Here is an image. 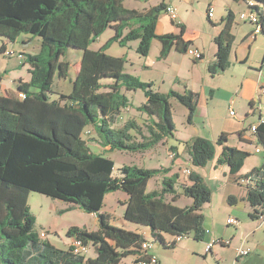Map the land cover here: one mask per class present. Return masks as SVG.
<instances>
[{"label": "trees", "instance_id": "trees-1", "mask_svg": "<svg viewBox=\"0 0 264 264\" xmlns=\"http://www.w3.org/2000/svg\"><path fill=\"white\" fill-rule=\"evenodd\" d=\"M123 1L0 0V40L14 42L27 34L38 37L41 46L39 53L26 55L30 80L17 81L15 95L0 96L1 264H120L129 256L134 258V264L150 263L153 255L142 249V243L149 242L144 235L111 225V215L102 212L105 197L117 191L127 196L126 202L120 204L124 208L123 219L139 229L146 228L152 239L150 244L155 242L171 250L179 243L176 237L192 235L194 241H201L206 233L200 210L210 202L211 191L196 172L189 171L188 184L179 185V173L170 174L172 160L171 166L158 169L125 165L115 175L113 161L93 153L87 142L92 139L110 152L147 151L173 137L170 99L188 110V123L196 110V93L186 89L183 93H158L152 84L124 72V58L105 53L112 43L122 47L139 40L137 52L145 56L151 40L156 39L161 46L159 59H166L171 50L187 54L192 45L190 40H184L182 24L178 25V34H156L158 18L165 13L163 3L138 11L125 8ZM233 1L244 2L256 14L259 34H264V0ZM207 20L213 25L208 17ZM234 21V14L227 10L220 22L221 30L213 38L216 51L208 66L212 77L229 67L235 41ZM108 28L114 29L115 34L99 50H89V44ZM67 48L82 51L79 69L70 92L56 93L53 78L57 75L65 79L68 74V63L60 60ZM0 53H5L4 45ZM122 89L142 91L145 102L136 110L147 117L145 134L133 120L114 128L122 111L130 106ZM258 97L263 98L264 110V96ZM253 125L256 127L251 131ZM89 127L94 137L86 134ZM250 131L264 148V121L252 124ZM132 132L141 140L137 141ZM226 142L227 135L221 133L215 142L194 137L183 144L192 168L204 167L219 147L217 165L226 166L234 181L246 182L245 200L251 208L248 216L259 220L264 217V162L244 175L239 174L250 153ZM168 149L177 158L176 146ZM158 176L160 189L147 192L148 182ZM32 192L96 216V231L73 226L66 233L68 238L92 245L94 259L85 260L82 255H74L70 247L57 249L39 239L34 232L35 217L28 206ZM181 196L191 199V205L177 207L174 203ZM164 235L172 239L166 241Z\"/></svg>", "mask_w": 264, "mask_h": 264}, {"label": "rangeland", "instance_id": "rangeland-1", "mask_svg": "<svg viewBox=\"0 0 264 264\" xmlns=\"http://www.w3.org/2000/svg\"><path fill=\"white\" fill-rule=\"evenodd\" d=\"M159 0H124L123 6L128 9L143 11L150 4H154ZM207 1H209L207 3ZM216 0H199L192 4H181L179 16L187 25L185 38L195 41L196 44L205 47L206 57L202 60H193L188 54H180L172 51L166 59H159L160 43L156 39L151 40L147 55L142 56L137 52L139 40L130 41L124 46H119L117 43H112L107 47L105 53L112 57L124 58L123 70L127 74L137 77L140 81L152 84V89L158 93H168L170 90L178 93H183L184 90H189L198 95L197 106L192 117L191 123L187 121L188 110L175 99H170L172 121L175 126L173 137L166 140L165 143H160L153 149L143 152H125V151H103L95 145L92 139L87 142L90 145L91 151L95 154L110 158L114 163V174H117V169L122 166H137L147 169H158L171 166L170 160L174 158L173 152L168 147L169 144L176 145L182 152L184 159L188 161V154L185 150L183 142L194 137H202L211 142H215L221 133L227 135L228 146L249 152L250 156L246 159L243 168L239 174L244 175L250 172L253 168L259 167L264 162V148L258 142L255 135L250 131V126L258 121L259 113L255 112L248 118H244L245 111L249 110V102L239 98L238 90L244 84L243 79L256 76L259 83L264 77V34L260 33L253 40L250 37L254 26L239 18L240 12H247L244 2L232 5L235 11V21L232 28L235 41L230 58V64L227 70L216 76H211L208 72V66L212 60L209 49H211L214 35H218L220 26L213 28L207 20V7H212L213 16L212 23H219L223 17L222 2L215 4ZM218 5V8H217ZM239 13V14H238ZM162 21L165 19H161ZM161 21V22H162ZM164 28L161 31L169 33L170 24L162 22ZM168 27H167V25ZM173 32L178 33L179 28L173 25ZM126 30L124 31V33ZM114 29H106L88 46L89 50H99L113 35ZM22 41L27 50V54H37L40 51V40L38 37L22 34ZM249 35V36H248ZM32 37L33 41L28 42L24 37ZM39 40V41H38ZM2 42L0 41V46ZM23 51V47H20ZM82 51L74 48H67L60 60L68 63V74L65 79H59L57 75L53 78V91L56 93H69L72 87L81 59ZM238 61L236 60V57ZM22 56L17 54H0V69L6 67L11 69L16 62L21 61ZM239 59H246L244 63H240ZM5 84L8 88L14 90L11 79H6ZM130 106L123 110L120 120L114 125V128L121 127L124 122L133 120L141 127L145 134V124L147 122L146 115L138 112L136 108L145 102V97L142 91H126L121 90ZM52 97L57 95L52 94ZM255 102L257 103L258 87L255 92ZM264 111V110H263ZM239 133L242 134L244 140H240ZM137 141L141 137L132 132ZM85 138V135L82 136ZM258 148L261 152L255 153ZM220 153V148L216 147L215 157L208 161L202 168L190 167L188 163L182 166L190 167L204 181L206 186L211 191V200L202 206L200 213L203 215L204 223L214 222L217 226L216 237L224 240H231L230 247H224L222 251L228 259L232 256L231 261L237 257V248H244L252 252L250 246L241 243L246 235L247 229H252L257 225V220H251L248 213L251 208L246 202L244 193L246 192L245 183L234 181L228 174L226 166L217 165V157ZM169 156H172L171 159ZM173 170V167H172ZM178 172V169H174ZM173 172V173H175ZM171 173V172H170ZM181 178L178 181L179 185L188 184L187 175L182 170H179ZM160 176L151 179L147 184V192L160 189ZM240 181V180H239ZM178 184L176 188H178ZM125 194L117 191L106 196L104 200L103 213L111 215L110 223L118 228L125 230H135L139 228L136 224L129 223L123 219L124 208L119 201ZM169 196L167 197V199ZM191 199L180 197L174 204L177 207L184 208L190 206ZM28 206L31 214L35 217L34 232L40 234L45 233L43 241L51 243L57 249H68L67 244L71 245L66 233L70 227L76 226L86 228L93 231L98 228L95 218L91 214L84 213L75 205L65 203L63 201L54 200L50 197L30 193L28 196ZM228 218H234L239 221V226L227 227L226 221ZM253 226V227H252ZM146 230V228H144ZM242 235L240 236V234ZM147 241L152 242L150 235H147ZM149 239V240H148ZM260 241L264 244V236H261ZM192 245L196 249L205 251V243L194 241L192 235L184 238L178 243L176 248H179L175 253H165V259L171 264H186L188 255H183L182 249L187 245ZM152 252L159 256V252L163 247L153 242ZM253 253V252H252ZM212 255V254H211ZM211 255H208L207 261L204 262L202 257L199 258L198 264H216V261L211 260ZM85 260L95 258V250L92 245H87V251L83 254ZM185 256V259L183 258ZM178 257H181L180 259ZM246 259V258H244ZM243 260V259H242ZM133 257L129 256L122 260V264H133ZM1 264V263H0Z\"/></svg>", "mask_w": 264, "mask_h": 264}, {"label": "crops", "instance_id": "crops-1", "mask_svg": "<svg viewBox=\"0 0 264 264\" xmlns=\"http://www.w3.org/2000/svg\"><path fill=\"white\" fill-rule=\"evenodd\" d=\"M219 1L222 2V8H223V14H224L223 17L226 15L227 10L232 11L234 16H236L235 11L232 9V5L238 4L240 2L237 3V2H235L233 0H216L214 3L218 4ZM193 2H197L198 3L199 0H159L156 3H154V4H150L148 7L144 8V9H148V8L156 6V5L160 4V3H163L165 6H167V5L173 6L176 9V11H177V19L175 21H171L169 16L166 13L163 12L159 16L158 21H157L156 34H158V35L167 34L165 31L164 32L161 31L162 28H164V26H163L164 24L162 23L163 21H165L166 23H169L171 25L169 33L178 34L179 32L178 33L173 32V30L171 29L173 27V25H176L178 27V25L182 24V25L185 26V32H186V29H187L186 23L184 21H182L183 19H181L179 14H178L180 6H181V4H188V3L192 4ZM208 2L209 1H207V3ZM207 8H209V7H207ZM217 8H218V5H217ZM161 19H165V20L162 21ZM210 20H212V19H210ZM220 22L219 23H212L213 25H211V26L213 28H217V27L220 26V30H221L222 25L220 24ZM167 27H168V25H167ZM22 36L23 35H20L14 42H7L5 40H3V41L0 40L2 42L1 46L4 45V51L11 53V54H9V56L13 55V54H17V53L22 56V59H21L22 62H16V64L13 67H10L11 69H8L6 67H3V68L0 69V96L15 95L16 94V82L19 81V80L22 81V82H28L30 80V73H29L30 66H29L28 63H26V55H27V53H25V52L27 50L24 47V43L25 42L22 41V39H23ZM214 37H215V35H214ZM24 38L28 42H32L33 41L32 37L26 36ZM255 39H256V37L253 40H255ZM184 40H189V39L185 38V34H184ZM212 43H213V40H212ZM212 45L213 46H211V49H209L210 56H212V60L210 61V64L214 61V54H215V51H216L215 45L214 44H212ZM1 46H0V48H1ZM20 47H23V51H20ZM190 47L195 48L198 51H200L202 53L203 59L206 57V53H205L206 51H205V47H203V45L196 44L195 41H194V42H192V45ZM172 51H174V50H171V52ZM171 52L169 54H171ZM231 53H232V51H231ZM0 54L4 55V53H0ZM31 55H34V54H31ZM230 58H231V54H230V57H229V64H230ZM235 58L238 61L237 56ZM245 61H246V59H239L240 63H244ZM78 64H80V61H79ZM8 78L11 79V83L13 85L14 90L8 88L7 85L5 84V80L8 79ZM259 79L260 78H257L256 76H252L250 78L249 77L244 78L243 79L244 84H242V86L238 90L239 98H242L244 101L249 102V103L252 104V106L248 105L249 106V110L245 111L244 118L245 117L248 118L250 115H254L255 112L258 111V109H257L258 106L260 104H263V98L259 99L258 96H257V98H258L257 99V103L255 102V97H256L255 96V92H256V89H257V87L259 85ZM62 94H64V93H62ZM66 94H68V93H66ZM120 117H119L118 120H120ZM256 123H254V124H256ZM87 131H89V136L90 137H94L95 136V133L93 132L92 128H90V127L87 128ZM242 140H244L243 137H242ZM95 145L100 147L103 151H109V149L107 147L103 148L99 144H96V143H95ZM169 146H172V144H169ZM173 146H176V145H173ZM241 149H242V147H241ZM185 150H186V147H185ZM176 153H177V158L174 157V158L171 159L172 156H169L170 159H171L170 160L171 163H172V160H173V163H172L173 170L171 171L170 174L175 172L174 171L175 168L178 169V173H179V170L180 171L181 170L182 171H184V170L194 171L193 169L190 168L191 165H190V161H189V155H188V161H186V159H184V156L180 155V154H182V152L179 150V147H177V146H176ZM173 156H174V154H173ZM184 163H188L190 167H185L184 168L182 166V164H184ZM180 178H181V176H180ZM245 194H246V192L244 193V196H243L244 198H245ZM126 200H127V196L124 195V196L121 197V200L119 201V203L120 204L124 203V202H126ZM91 215H93V214H91ZM93 216H94L96 224H97L96 216L95 215H93ZM252 222H256L257 225L255 227L252 226L253 227L252 229L249 226V228L247 229L248 231L246 233V235H248V237H243L242 240H241L242 244L244 243V245L246 244L247 246H250L251 249L253 250L252 251L253 253L250 252L248 254V256L244 257L246 259H244V258H236L235 257L233 259V261H231V258H233L232 256L230 257V259H228L226 257V255L224 254V252L222 251V249L224 247L228 248L230 246L214 245L211 248L210 252L206 253L202 249H200V250L196 249L195 247H193L190 244V245H187V247L182 249L183 255L187 254L188 255L187 257L191 256V258H188V261H187L186 264H198L197 262L199 261V258H201V256H203L202 257L203 261L206 262L207 258H209L208 255H211V254H212L211 255L212 257H210V258H211V260L216 261V264H264V244L261 243L262 241H260L261 236H264V217L260 218L257 221H252ZM204 229L206 230V233L202 237V240L198 241L199 243L208 244L211 241H214V240H217V239H221L220 237H216L217 236L216 235L217 226H216V224L214 222L204 223ZM96 230H93V231H96ZM88 231H90V230H88ZM134 231H137L138 233L143 234L146 239H147L146 236L150 235L149 231L147 229L145 230L144 228H140V229L137 228ZM241 235H242V233L240 234V236ZM164 238H165L166 241H170L172 239V237L167 236V235H164ZM69 239L72 240L71 238H69ZM150 239H151V237H150ZM230 242H231V240H230ZM66 246L69 247L70 245L67 244ZM177 246H178V244L176 245V247ZM176 247L174 249H171V250L163 249L162 251L159 252V256H156L152 252L153 248H152V244H151V248L149 249L148 253L150 255H153V256L156 257L157 264H171V263H169L167 261V259L164 260V258H166L165 257V253H168L169 251H170V253L171 252L175 253L176 251L179 250V248H176ZM189 254H190V256H189ZM178 258L180 259L181 257H178ZM183 258L185 259V256H183ZM133 262H134V258H133ZM120 264H122V261L120 262Z\"/></svg>", "mask_w": 264, "mask_h": 264}, {"label": "built area", "instance_id": "built-area-1", "mask_svg": "<svg viewBox=\"0 0 264 264\" xmlns=\"http://www.w3.org/2000/svg\"><path fill=\"white\" fill-rule=\"evenodd\" d=\"M165 13L169 16L171 21H175L177 19V11H176V9L173 6L167 5L166 8H165ZM212 16H213V9H212V7H210L207 10V17L209 19H211ZM239 18L241 20H243L245 22H248V23H250V24L255 26L254 31L250 35V37L252 39H254L257 36V34H259V32H260V26L257 25L258 21H257L256 14L253 11L248 10L247 12L240 13ZM4 54H11V53L10 52H5ZM187 54L195 61L196 60H201L202 57H203L202 53L200 51H198L197 49L192 48V47H190L187 50ZM258 95L261 96V97L264 96V77L261 78L260 83L258 85ZM18 97L19 98H24V95L23 94H18ZM257 109H258V113H259V118H258L257 122H263L264 121V111H263L262 104H260ZM255 127H256V125H253L251 127V131H254ZM88 133H89V131H86V134H88ZM255 152L258 153L259 150L256 149ZM183 172L184 173H188L189 171L184 170ZM242 183H246V182L242 181ZM226 225H227V227H229V226L238 227L239 226V221H237L234 218H228L227 221H226ZM38 237H39V239L43 240L45 238V233L41 232L40 234H38ZM184 238L185 237H176L175 240H176V242H180ZM230 243H231L230 240H224V239H217V240L211 241L208 244H206L205 252L206 253L210 252L211 248L214 245L229 246ZM69 247L72 249V253L74 255H82L83 256V254L86 253V251H87V246L84 245L82 243V241H80V240H78L76 238L72 239V243H71V245ZM150 248H151V244L149 242L142 243V249L145 252L149 251ZM236 252H237V257L238 258H244V257L248 256V254L250 253L249 250H245L242 247L237 248ZM156 262H157L156 261V257L155 256H151L150 257V263H148V264H156ZM138 264H147V263L145 261H139Z\"/></svg>", "mask_w": 264, "mask_h": 264}]
</instances>
